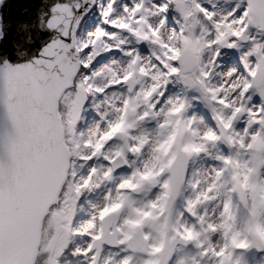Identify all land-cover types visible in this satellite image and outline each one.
Instances as JSON below:
<instances>
[{
    "label": "snow or ice",
    "instance_id": "1",
    "mask_svg": "<svg viewBox=\"0 0 264 264\" xmlns=\"http://www.w3.org/2000/svg\"><path fill=\"white\" fill-rule=\"evenodd\" d=\"M0 264H264V0H0Z\"/></svg>",
    "mask_w": 264,
    "mask_h": 264
}]
</instances>
